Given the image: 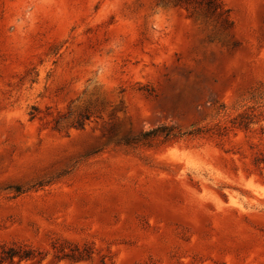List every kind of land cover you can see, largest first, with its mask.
Masks as SVG:
<instances>
[{
    "label": "rangeland",
    "instance_id": "374dc122",
    "mask_svg": "<svg viewBox=\"0 0 264 264\" xmlns=\"http://www.w3.org/2000/svg\"><path fill=\"white\" fill-rule=\"evenodd\" d=\"M0 264H264V0H0Z\"/></svg>",
    "mask_w": 264,
    "mask_h": 264
},
{
    "label": "trees",
    "instance_id": "16d2710c",
    "mask_svg": "<svg viewBox=\"0 0 264 264\" xmlns=\"http://www.w3.org/2000/svg\"><path fill=\"white\" fill-rule=\"evenodd\" d=\"M178 1V0H175ZM190 136L194 135V133H190ZM184 134H179L175 133V128L169 127V126H160L157 127L150 132L143 133L139 139L135 140V143H145V142H150L159 138H163L164 140H172V139H177V138H182L184 137ZM127 144H130V142H126ZM7 256L5 260H13L15 257H20V259H23L26 256H19V253H17L14 249H10L8 252H6Z\"/></svg>",
    "mask_w": 264,
    "mask_h": 264
}]
</instances>
